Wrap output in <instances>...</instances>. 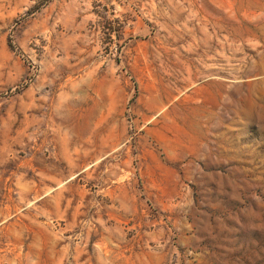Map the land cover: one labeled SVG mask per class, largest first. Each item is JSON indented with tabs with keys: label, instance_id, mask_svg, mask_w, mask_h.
Masks as SVG:
<instances>
[{
	"label": "rangeland",
	"instance_id": "374dc122",
	"mask_svg": "<svg viewBox=\"0 0 264 264\" xmlns=\"http://www.w3.org/2000/svg\"><path fill=\"white\" fill-rule=\"evenodd\" d=\"M0 264H264V0H0Z\"/></svg>",
	"mask_w": 264,
	"mask_h": 264
}]
</instances>
